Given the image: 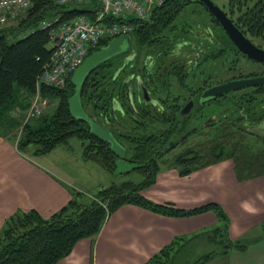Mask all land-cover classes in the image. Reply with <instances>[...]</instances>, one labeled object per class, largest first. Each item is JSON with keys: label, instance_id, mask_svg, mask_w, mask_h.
Returning <instances> with one entry per match:
<instances>
[{"label": "trees", "instance_id": "16d2710c", "mask_svg": "<svg viewBox=\"0 0 264 264\" xmlns=\"http://www.w3.org/2000/svg\"><path fill=\"white\" fill-rule=\"evenodd\" d=\"M190 3L195 1L165 0L153 8L149 19L129 18L133 25L129 35L139 48L149 51L154 48L168 49L194 37L193 25L185 21L179 23L177 19ZM228 7L229 16L244 34L264 40V0H228ZM95 9L94 4L88 3L58 4L54 0H32L14 24L0 26V128L7 124L9 127L21 126L17 149L20 152L31 149L34 154L47 153L57 144L76 137L81 142L85 160L96 161L112 172L117 156L111 151L110 143L90 132L89 120L76 117L69 110L68 98L75 91L71 74L62 87L39 85L42 96L55 95L59 99L51 115H39L22 124L11 116L16 101L35 92L37 77L52 50L49 28L40 26V22L50 20L53 25L70 22L80 14L92 18ZM235 10L237 16L233 17ZM206 22V19L199 20L195 25L204 26ZM15 33L17 39L9 42ZM108 41L103 40L101 45ZM209 52L212 59L222 55L218 50ZM110 60L101 62L84 77L80 101L89 119L109 128L124 146V159L132 163L130 171L142 175L141 180H123L119 184L112 182L98 189L90 198L81 191L70 189L71 197L66 204L48 217H42L35 209L16 211L4 221L0 231V264H53L67 255L78 239L97 233L108 215L126 203L166 215L185 216L212 211L217 217L215 226L172 240L144 264H205L218 255L245 249L248 243L259 239H229L230 221L217 202L184 209L171 202H151L141 191L155 181L160 162L163 163L166 154H170L169 166L177 168L179 174L231 159L238 180L264 175V136L248 131V126L264 122V86H251L223 94L218 100L222 111H218L217 118L207 125L192 126L187 119L175 124L178 121L167 116L177 111L159 114L151 104L138 100L135 85L125 79L128 72H136L137 67L128 70L126 66L113 77L116 65L114 60H111L113 63ZM180 73L176 74L182 78ZM257 73L264 74V67L253 72ZM150 75L142 81L148 92L154 95L161 80L166 97L173 95L169 90L172 85L170 76L168 79L155 76L159 78L157 82L153 79L154 74ZM246 75L243 71L238 73V76ZM129 85L133 89L130 92ZM114 101H118L119 108L113 107ZM192 127L194 129L190 134L181 140L183 134L179 130ZM194 135L198 136L194 143L183 144ZM170 141L176 142L175 146L181 144L182 148L176 152L168 149Z\"/></svg>", "mask_w": 264, "mask_h": 264}, {"label": "crops", "instance_id": "0c3cea01", "mask_svg": "<svg viewBox=\"0 0 264 264\" xmlns=\"http://www.w3.org/2000/svg\"><path fill=\"white\" fill-rule=\"evenodd\" d=\"M14 23L12 20L1 27ZM32 95L42 96L39 85ZM32 95L19 100L26 101ZM11 128L9 124L0 128V231L16 211L35 209L48 217L66 204L70 189L85 193L94 180L83 173L89 169L97 173L88 163L100 165L82 157L81 142L73 144V137L44 154H34L31 149L20 152ZM73 148L77 152L72 153ZM69 162L79 166L73 170ZM74 171L80 175L74 178ZM141 193L151 202H171L184 209L217 202L230 215L231 230L242 228L251 219L259 223L264 218V175L238 180L231 159L187 174H179L175 167L160 166L155 181ZM217 222L212 211L175 216L126 203L108 215L97 233L78 239L71 251L53 264H144L172 240Z\"/></svg>", "mask_w": 264, "mask_h": 264}, {"label": "flooded vegetation", "instance_id": "af4514ba", "mask_svg": "<svg viewBox=\"0 0 264 264\" xmlns=\"http://www.w3.org/2000/svg\"><path fill=\"white\" fill-rule=\"evenodd\" d=\"M202 7L208 14L207 15L208 23L206 22V25L204 26L198 25L199 27L198 29H193L194 37H191L168 49L154 48V50L149 51L147 48H139L135 44L132 37L130 36L131 48H126L124 46L120 52L107 58L114 60L116 65V70L113 77H115L123 68H126V66L128 67V70L137 67V71L134 73L128 72L125 79L128 82L132 81L131 84L135 85V88L137 89L138 100L144 102L146 105L151 104L155 108V111L158 112L159 114H163L166 112L171 113V111L174 110L177 111L176 114H173L172 116L171 115L167 116L168 119H173L174 121L177 120L178 122H175V124H181L183 123V120L187 119L189 124H191L192 126L195 124L207 125L208 123L214 121L217 118L218 111H222L223 109L222 106L219 105V109L216 112H210V109L220 104L218 100L221 99L223 94L216 97H209V96L203 97L202 92L204 91L205 88L229 79L247 77L253 75H264L263 73L260 74L249 73L246 76H238L232 74L225 78H218L212 82H209L208 78L206 79L203 78L202 82H199L197 86H193L189 83V81L187 80V77L189 75L188 71L189 70L193 71L194 68H199L201 65L205 63V61H208L210 57L209 51L211 50H218L219 52H221L222 56L230 55V57H232L231 60L233 62L237 60L235 59L236 57L241 58L243 56L244 58H247L248 61L250 60L255 64H263L251 60L245 54H243L227 37V35L224 33L220 25L207 12L205 7L203 5ZM246 36L257 46L263 47L262 44L257 43L250 36L248 35ZM102 46L103 45H99L96 48V50ZM141 56H142L141 58L142 60L140 59ZM137 57L140 59L139 62H141L139 66L137 64L138 63ZM225 58L226 57L223 58V61ZM105 60H103L102 62H104ZM111 62L113 63V61ZM179 71H181L180 74H182V78H179V76L176 74ZM196 73H198V71ZM150 74H154L153 79H155V81L159 80V78H155V76L156 77L163 76L164 78L167 79L168 76H170L169 80L171 84L175 79L178 84L177 88H179L180 91L176 95H171L169 97H166L167 93L166 91L164 92L162 81L159 80V82L157 81L159 85L157 92H155L154 95H152L151 92H148L149 96L154 101L146 102L142 97L141 86L143 85L145 87V85L142 83L143 78L145 77L146 79H148V76H151ZM131 86L132 85H129L128 92H130V89L132 88ZM132 90L133 89H131V91ZM187 103H190L188 112H182L181 111L182 108ZM115 105L119 106L118 101L113 102V107L118 108L115 107ZM185 124L188 125L187 123ZM192 129H194V127H192L189 130L185 128L179 130V132L183 135L184 134L188 135L190 134ZM176 131L177 130H173L172 132H176Z\"/></svg>", "mask_w": 264, "mask_h": 264}, {"label": "rangeland", "instance_id": "374dc122", "mask_svg": "<svg viewBox=\"0 0 264 264\" xmlns=\"http://www.w3.org/2000/svg\"><path fill=\"white\" fill-rule=\"evenodd\" d=\"M218 6L223 8L228 15H231L228 7V0H213ZM206 11L202 7L201 4L199 3H190L185 8L183 11L180 13V15L177 17L178 22H187L188 24L193 25L194 29H198L199 27L196 26L199 22V20L204 21V19L207 20V15ZM234 15V16H233ZM233 17L237 16V12L233 13ZM200 25V24H198ZM201 28V27H200ZM17 33H15V36L11 37L9 39V42L14 41L17 39ZM254 41L257 43H260L264 47V40L259 38V37H251ZM215 47V46H214ZM139 57V56H138ZM137 57V58H138ZM223 57H226V61L223 62ZM142 56L140 57V59ZM140 59L138 58L137 62L140 64L141 62ZM232 57L230 55L225 56L221 55L218 56L215 59L209 58L208 61H205L203 65H201L199 68L193 69V71L189 70L188 71V77L187 80L189 83L193 86H197L199 82H202V79L208 78L209 82H212L218 78H225L230 75H238L240 71H243V73L249 74L253 72L260 71L261 67H264L263 64H255L251 62L250 60L248 61L247 58H244L243 56L236 57L237 59L235 62H233ZM142 60V59H141ZM198 71V73H196ZM194 76V77H191ZM178 84L176 80L174 79L172 82V85L170 87L171 94L176 95L180 89L177 88ZM35 95L27 97L26 101L25 97L21 96L23 102L21 100H18L17 105L15 104V108L13 111H11V116H15L13 118L17 119L19 121V124H22L26 122L27 120L37 118L39 115H51L54 110L56 109L57 103H58V97L55 95H48V96H39L37 98L36 104H41V110L39 113L35 115H31L29 113V108L32 104V102L35 99ZM221 107V106H220ZM219 109V106H215L210 109V112H216ZM161 126H164L162 124H159ZM155 127L157 125H154ZM154 127V128H155ZM20 128L21 126H15L11 128V133H14L15 140L17 141L18 137L20 136ZM206 133V132H205ZM198 136L194 135L191 136L187 142L183 143L184 145L187 144H192L197 140ZM73 144L76 142L79 143V139L76 137L71 138ZM182 148V145L180 144L179 146H173L170 149H173L174 152L177 150H180ZM77 152V148H73V152ZM172 155V154H171ZM169 156L170 154H166L164 159L166 160L165 162L163 161L160 162V166H166L170 167L168 161H169ZM90 166H93V168H96L97 173H92V171L89 169L88 171H85L83 174L84 176H88V178L92 176V179L94 180L93 184L90 186H87V189L84 190L85 193H83L87 198H90V196L94 193L97 192L98 189L102 187H106L109 185L111 182L114 183H121L123 180H132L134 182H137L141 180L142 175L139 173H136L134 171H130L132 168V163L129 162L126 159H121V158H116L115 159V168L112 172L107 171L100 165H96L94 163H88ZM68 166L75 170L74 164L72 165V162L68 163ZM63 168L65 167V164L62 166ZM129 170V172H128ZM80 175V172L74 171L73 177L75 178ZM89 194V195H88ZM221 206V205H220ZM222 207V206H221ZM224 210V208L222 207ZM225 214L229 218V227H228V238L231 240H252L254 238H259L253 242H250L247 244L245 249L242 250H233L231 251L228 255H218L209 261H207L205 264H264V218L263 221L261 222H254L255 220L251 219L249 220L245 225H243L242 228H238L236 230H231V217L228 215L226 210H224ZM263 236V237H261Z\"/></svg>", "mask_w": 264, "mask_h": 264}, {"label": "built area", "instance_id": "2783aa9c", "mask_svg": "<svg viewBox=\"0 0 264 264\" xmlns=\"http://www.w3.org/2000/svg\"><path fill=\"white\" fill-rule=\"evenodd\" d=\"M58 4L88 3L96 6L93 17L77 15L70 22L51 24L42 20L40 26L48 27L51 52L42 72L37 77V85L62 87L69 75L94 51L103 40L129 34L133 25L128 21L135 17L147 20L153 8L165 0H54ZM32 0H0V26L16 20L20 12L27 9ZM99 8V9H98ZM32 102L29 113L40 112L41 104Z\"/></svg>", "mask_w": 264, "mask_h": 264}, {"label": "water", "instance_id": "95a60500", "mask_svg": "<svg viewBox=\"0 0 264 264\" xmlns=\"http://www.w3.org/2000/svg\"><path fill=\"white\" fill-rule=\"evenodd\" d=\"M201 3L207 12L215 19L220 25L227 37L233 42V44L248 58L259 63H264V48L254 44L234 23L232 18L218 6L213 0H192ZM99 9V8H98ZM131 48L130 35H119L109 40L105 45L97 50L90 52L83 61L74 69L71 74V82L75 86L74 93L68 98V107L72 115L89 120L90 132L102 141H108L110 143L111 151L117 156V158L124 159L126 157V150L112 134L111 130L98 122L90 120L85 113L80 101V87L84 77L87 73L97 66L100 62L120 52L123 47ZM251 86H264V75H253L247 77H239L229 79L217 84H213L204 89L202 92L203 97H216L222 94H226L232 91H237L243 88ZM142 97L148 101H154L148 94L147 89L142 85ZM189 104H185L182 108V112H188ZM118 107V105H115ZM248 131L253 134H259L264 136V122L253 124L248 126ZM187 134L181 136V140L185 138ZM176 142L170 141L168 143V149L172 148Z\"/></svg>", "mask_w": 264, "mask_h": 264}]
</instances>
